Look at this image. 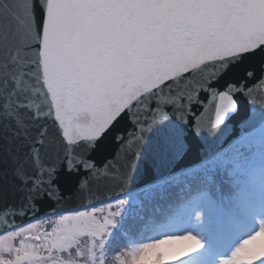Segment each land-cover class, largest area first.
Here are the masks:
<instances>
[{
  "label": "snow or ice",
  "instance_id": "1",
  "mask_svg": "<svg viewBox=\"0 0 264 264\" xmlns=\"http://www.w3.org/2000/svg\"><path fill=\"white\" fill-rule=\"evenodd\" d=\"M245 93L264 103V0H0V264H116L107 242L125 201L106 194L154 117L171 108L218 128ZM110 133L118 152L98 166L90 153ZM61 170L84 173L82 205L20 223L40 201L66 203ZM167 235L183 234L151 241Z\"/></svg>",
  "mask_w": 264,
  "mask_h": 264
},
{
  "label": "trees",
  "instance_id": "2",
  "mask_svg": "<svg viewBox=\"0 0 264 264\" xmlns=\"http://www.w3.org/2000/svg\"><path fill=\"white\" fill-rule=\"evenodd\" d=\"M256 147L252 140L235 143L215 163L209 160L162 183L121 198L125 204L116 219L108 248L113 254L121 250L116 264H147L137 259L136 251L126 249V246L131 240H135V247L143 246L153 234L176 228L181 217L198 200L208 199L215 204L219 236L228 235L237 226L243 230L253 215L249 206L255 203L259 206L262 200L258 197V185L264 162L254 164L261 152ZM237 162L240 167L232 173ZM165 258L161 254L149 264H170Z\"/></svg>",
  "mask_w": 264,
  "mask_h": 264
},
{
  "label": "water",
  "instance_id": "3",
  "mask_svg": "<svg viewBox=\"0 0 264 264\" xmlns=\"http://www.w3.org/2000/svg\"><path fill=\"white\" fill-rule=\"evenodd\" d=\"M232 76L225 77L213 85L223 88ZM209 94L202 93L207 100ZM239 107L230 112L224 123L218 128H197L195 119L188 122L181 120L171 108L164 110V115L157 114L155 122L148 131L143 133V142L134 165L123 187L115 192L107 193V196L121 199L142 189L164 182L181 172L197 167L217 155L223 153L244 135L258 129L264 123V103H254L245 93L237 98ZM194 111L199 116L203 111L199 105L194 106ZM134 125L132 121L123 118L117 125V130L130 133ZM118 152V144L110 133L101 140L90 153L98 166L104 165ZM81 173L68 174L61 170L58 181L66 195V203L57 205L53 201L43 200L35 206L32 216L23 217L20 223H30L34 219L49 216L53 211L76 209L82 205L76 191V186ZM71 176V184L65 183V178ZM102 197L97 199L100 203ZM106 202H110L107 200Z\"/></svg>",
  "mask_w": 264,
  "mask_h": 264
},
{
  "label": "rangeland",
  "instance_id": "4",
  "mask_svg": "<svg viewBox=\"0 0 264 264\" xmlns=\"http://www.w3.org/2000/svg\"><path fill=\"white\" fill-rule=\"evenodd\" d=\"M248 140L255 142L257 145V151L261 149V152L258 154V160L255 161L254 164L260 163L261 161L264 162V123L258 129L248 133L235 143L241 141L245 142ZM223 153L211 159L210 162L213 161V163H215V160H218V158H220ZM228 160L229 159H227V161ZM224 164H226V159L224 160ZM239 167V162L234 164L232 173L237 172ZM260 181L261 183L258 185L260 190L258 197H261L262 200L259 201V206H256V203L255 205L249 206V210L253 209V215L250 217L249 222L246 224V227L243 230H240L241 228L237 226L235 229L229 231L228 235L219 236L217 233L219 223L218 216L215 212L216 206L212 201L204 199L202 201L198 200L190 206L187 213L181 217V222H179L176 228L167 229L164 232L160 231L153 234L149 242L140 247H135V240H131L130 245H127L126 249L136 251L137 259H140L142 263L146 262L149 264L161 254L165 255V257L168 255V253L156 243L157 239L155 241H151V239L166 233H192L202 240L204 247L199 249L197 252L191 253L185 257L184 264H220L221 257L230 254V252L236 246L238 238L242 234H250L252 230L259 226V221L264 220V170L261 171ZM118 217H116V219ZM114 230L115 229L113 226L107 242L108 248H110L109 243L113 236L112 234ZM260 232H257L256 235L258 236ZM261 257H264V240L260 241L259 244L248 243V241H244L239 245L232 257L229 258L228 264H254V261Z\"/></svg>",
  "mask_w": 264,
  "mask_h": 264
},
{
  "label": "clouds",
  "instance_id": "5",
  "mask_svg": "<svg viewBox=\"0 0 264 264\" xmlns=\"http://www.w3.org/2000/svg\"><path fill=\"white\" fill-rule=\"evenodd\" d=\"M262 240H264V232H260L258 236L255 235L251 240H248V243L259 244ZM156 243L168 253L166 259L170 264H173L174 261L199 248L201 242L196 235L186 233L163 236L157 239Z\"/></svg>",
  "mask_w": 264,
  "mask_h": 264
},
{
  "label": "bare ground",
  "instance_id": "6",
  "mask_svg": "<svg viewBox=\"0 0 264 264\" xmlns=\"http://www.w3.org/2000/svg\"><path fill=\"white\" fill-rule=\"evenodd\" d=\"M255 131V130H254Z\"/></svg>",
  "mask_w": 264,
  "mask_h": 264
}]
</instances>
